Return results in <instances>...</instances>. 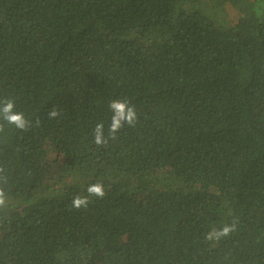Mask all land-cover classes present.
<instances>
[{
    "label": "trees",
    "instance_id": "trees-1",
    "mask_svg": "<svg viewBox=\"0 0 264 264\" xmlns=\"http://www.w3.org/2000/svg\"><path fill=\"white\" fill-rule=\"evenodd\" d=\"M0 95L41 121L0 134V264H264V0H0Z\"/></svg>",
    "mask_w": 264,
    "mask_h": 264
},
{
    "label": "clouds",
    "instance_id": "clouds-1",
    "mask_svg": "<svg viewBox=\"0 0 264 264\" xmlns=\"http://www.w3.org/2000/svg\"><path fill=\"white\" fill-rule=\"evenodd\" d=\"M108 109L111 113L110 123L105 135V126L103 122L95 125L92 135L94 143L98 147L107 146L108 141L115 140L117 133L127 125L135 127L138 114L135 105L127 99H114L109 101ZM61 112L55 107L47 112L49 120H56ZM41 123L39 118H28L26 114L17 109V99L12 95H0V134L5 133L7 127H13L19 132L31 130L34 126ZM11 179L9 170L5 165L0 164V212H3L10 206L9 189ZM106 195L105 186L102 182L88 184L85 188V195H76L71 201L73 209L79 210L87 208L91 198L103 199ZM237 231V222L225 223L220 228H212L206 234L204 239L209 242H218L222 238L228 237Z\"/></svg>",
    "mask_w": 264,
    "mask_h": 264
},
{
    "label": "rangeland",
    "instance_id": "rangeland-1",
    "mask_svg": "<svg viewBox=\"0 0 264 264\" xmlns=\"http://www.w3.org/2000/svg\"><path fill=\"white\" fill-rule=\"evenodd\" d=\"M232 17L237 21L240 17L239 14L233 13ZM61 160L51 161L49 163V170H57L58 167L61 165Z\"/></svg>",
    "mask_w": 264,
    "mask_h": 264
}]
</instances>
